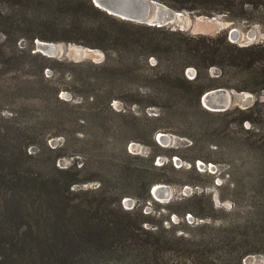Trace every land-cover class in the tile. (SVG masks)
Masks as SVG:
<instances>
[{"label":"trees","instance_id":"1","mask_svg":"<svg viewBox=\"0 0 264 264\" xmlns=\"http://www.w3.org/2000/svg\"><path fill=\"white\" fill-rule=\"evenodd\" d=\"M158 1L176 10L224 14L234 22L264 25V0ZM40 6L53 13L72 12L75 19L47 20L53 34L64 36L34 34L28 38L20 24L0 12L4 36L0 43V75L4 77L0 81V264H176V256L193 264H247L251 255H264V43L241 46L231 42L227 33L216 37L190 35L170 27L124 20L98 8L93 0H48ZM25 38L31 40L27 49L18 46ZM37 38L82 44L106 53L101 63L75 64L94 69L91 80L99 85L97 92L87 97L97 103L94 110L98 119L92 124L88 121L86 138L75 137L70 144V156L79 155L84 148L94 153L89 159L100 175L89 180L98 182L96 189L76 190L75 185L85 183L78 178V161L68 168L58 166L65 143L56 147L49 144L51 139L66 138L78 125L83 126L80 121L85 119L77 112L81 105L60 99L58 91L55 102L30 103L17 98L22 89L31 88V80L22 77L27 78L34 61L41 60L42 77L50 67V58L35 51L33 40ZM212 66H218L228 79L209 78L207 71ZM188 67L196 69L194 79L186 76ZM84 71L89 73L90 69ZM9 72L14 76H6ZM88 78L84 82H90ZM205 78L212 82L206 84ZM235 79L239 83H231ZM142 83L147 85L145 101L133 104L140 105L144 116L133 114V118L141 122V132L151 138L148 142L128 139L132 129L122 119L131 110H115L111 105L114 99L124 100L119 92ZM214 88L249 92L256 99L246 108L235 105L213 112L202 105L201 97ZM175 96L178 99L174 101ZM63 103L73 110H62L58 104ZM8 105L11 108L4 111ZM148 107H160L161 113L149 115ZM194 111L214 120L202 116L193 123L198 124L196 127L184 123L188 131L181 135L197 143L191 131L195 128L200 135L209 133L211 124L219 121L221 129L215 132L222 136L235 171L228 185L232 209L221 210L224 215L219 217L208 196L211 213H206L203 196L195 193L185 199L190 207L179 216L185 220L190 213L208 222H186L193 231L185 233L176 226L180 223L168 227L163 221L158 225L143 207L126 209L122 202L127 197L153 202V187L172 184L167 169L176 170L165 162L156 165L155 154L147 158L132 154L127 143L157 146L155 133L168 129L164 123L169 118L187 119L195 115ZM108 129L113 131L114 140H123L121 146L109 141ZM87 138L90 140L85 141ZM86 142L95 143L89 147ZM236 151L242 154L240 159L234 157ZM202 158L188 159L194 171L196 160ZM220 196L222 201L229 199ZM173 203L164 207L171 208ZM182 242L188 244L186 250L180 245L174 247Z\"/></svg>","mask_w":264,"mask_h":264},{"label":"rangeland","instance_id":"2","mask_svg":"<svg viewBox=\"0 0 264 264\" xmlns=\"http://www.w3.org/2000/svg\"><path fill=\"white\" fill-rule=\"evenodd\" d=\"M47 2L48 0H25L23 2H20L19 0H0V12L5 13L11 21H16V23L20 24L22 26V30L24 33L28 34V38L31 35L39 34V35H58V36H64V33L59 34H53L46 24L47 20L56 18L57 22L61 21H67L71 19H75V16L72 14V12L69 13H62L59 11L51 12L50 10H46L40 4L43 2ZM176 10V9H175ZM182 12V18L174 22L170 25H167L165 27H170L178 30H183L188 32L190 35H206L208 37H216L218 35L227 33L228 39L233 43H238V45L245 46L247 42H250L249 45L256 44V43H264V25L258 24V23H251L247 24L244 22H234L231 21L226 15L224 14H216V15H206V14H199L197 12L193 11H187V10H177ZM99 18V16L97 17ZM105 21V20H104ZM106 22V21H105ZM108 24H112L111 22H107ZM236 29L239 32V36H233L232 30ZM254 34L252 37L250 34ZM21 39L19 41L18 46L24 47L25 49L29 48L31 45V40L29 39ZM38 40H41L40 38L34 39V45H35V51H36V43ZM4 42V36L0 32V43ZM54 42L59 48L58 55L55 57H48L49 60V68H46L42 74L40 73V64L41 60H36L35 66H32L30 68V71L27 72V78L22 77L23 79H29L31 88H24L18 95V99L20 101H30V103H36L41 100L55 102V92L58 91V97L65 102H68L71 104H79L81 107L77 109V112H79V116L83 117L85 121H80V123H83V126H79L73 132L67 133L66 138L58 137L55 139H51L49 141V144L52 147L61 146L65 143V149L63 150V158L61 161L57 163L58 166L68 168L74 164V162L78 161V178L82 181H85V183H80L78 185H75V189H80L82 191L85 190H92L96 189L98 187V182L94 180H89L91 178H97L98 175H100L96 169L95 166L92 164V160L89 159V156L94 154L92 151L90 153L89 150H86L84 148L81 153L77 156H70L72 154V148L70 146L73 145V142L75 141V137H80L81 140L86 138L85 132L86 129L90 130L88 127V121L92 124L93 119H98V111L96 114V111L94 110L95 107H97V103H92L91 99L88 100L87 97L89 95L95 94L97 92L98 84L95 82H92V77H94L95 70L91 69L90 67H81L80 65H75L77 62L81 61H90L94 63H101L106 58V53L102 49L98 48H91L82 44L77 43H70V42H55V41H49ZM9 49L12 50L13 45L10 43ZM247 46V45H246ZM33 51V52H35ZM40 53V52H37ZM42 54V53H41ZM43 55V54H42ZM47 57V56H46ZM152 62H154V59H151ZM0 62V67H1ZM194 67H188L186 70V76L190 79H194L197 71L195 69L194 74L189 73V70ZM90 69L89 73H86L87 71L84 70ZM26 68H24L22 71L26 73ZM209 78H215L217 77H227L225 79H228V76L222 75V70L218 66H212L207 71ZM224 74V73H223ZM14 74H11V72L8 73V77H12ZM20 75V72L18 73ZM86 77L90 82H84V79ZM4 77L0 75V81ZM231 81V80H230ZM235 82L231 83H239L238 79L234 80ZM204 82L206 84L212 82L209 81L208 78L204 79ZM143 85H140V87H134L131 89H128L126 92H119L121 95V98L124 100L114 99L111 103L112 107L115 110H131L128 113V116L124 117L122 119L125 121L126 124L130 125L131 132L127 138L131 137H137L141 138V140L149 141L151 138L143 134L140 130V123L139 120L136 118H133L134 115L139 116L140 118L144 116L143 113H141L140 105L133 104V102L136 101H145L144 97V89L147 87L146 84L142 83ZM217 89V88H214ZM147 90V89H146ZM212 90V89H210ZM230 90V89H229ZM236 91L235 89H231ZM209 91V90H208ZM238 91L235 92V94ZM246 94L252 95V97L249 99V102L253 103L256 99V95L242 91ZM241 92H239L240 94ZM1 95V91H0ZM238 95V94H237ZM167 97V96H166ZM181 97V96H180ZM177 96L173 98L172 100H177ZM261 99L264 100V92L261 95ZM97 100L100 101V98H97ZM237 101V100H236ZM239 101V100H238ZM203 105V104H202ZM238 105L235 101H233L232 106ZM60 108L64 111L73 110V106H69L65 103L62 105L58 104ZM231 106V107H232ZM58 107V108H59ZM9 108H11V105L6 106L4 111H7ZM207 109V108H206ZM147 113L149 115H159L161 113L160 107H148ZM134 114V115H133ZM190 118L187 119H178V118H169L168 122L164 123V125H168V129L166 130H158L155 133L154 139H156L158 145H147L143 144L141 142L137 141H129L127 143V150L131 152L132 154H138L144 157H150L153 154L156 156V165H161L164 162L167 166H174L176 170H172L171 167H169L167 170V177L173 181L172 184H165L169 187L170 193H171V199L170 201H173L175 205H172L171 208L164 207L168 204V201L166 199H157L154 197L153 202H143L142 200H139L138 198L134 197H127L123 200L122 204L126 209H132L135 205L141 206L144 209V212L148 215H151V219L156 222L158 225L163 222L164 226L170 227L171 225L174 226V224H179L176 226H179V229H183L185 233L188 231L192 233L193 228L189 226L187 223H203L208 222V219L202 220L197 219L192 214L188 213L187 216H185V220H183L182 217L179 215H183L185 213V208H189L190 206L186 201L188 197L194 195L197 193L198 195L203 196V199L201 200L202 205L205 207L206 213H211V210L209 209V199L208 196L211 197L213 204L216 209L219 211L216 212V215L219 217H222L224 213L221 210H224L225 212H229L232 209V205L229 202L231 198L230 193V187L229 182L234 177L231 173H234L235 167L231 164H229L230 159L228 157V148L226 147V144L224 140L222 139V136H220L218 133L215 132L217 129V132L220 131L221 124L219 121H216L215 123L211 124L212 129H210L209 133L208 131L206 133H203L200 135L199 133L195 132V128L191 131V134H196L197 143L191 142L190 138H187L186 136H182L181 133L188 131V128L186 126L187 122H191L193 127L198 126V124H193L197 119H202V116H205L207 118V121H213L214 117H209L207 115L200 116L199 113L193 112ZM72 116V114H71ZM108 121L109 119H105ZM142 121V119H140ZM111 122V121H108ZM163 122V121H162ZM185 125V126H184ZM133 126V128H132ZM214 129V130H213ZM81 131V132H77ZM108 135L111 137L109 138V141H114L113 143L120 144L121 142L119 137H116V140H114V135L112 134L113 131L107 130ZM168 135V140L165 142L163 140L160 141L158 139V135ZM90 138H87L85 141H89ZM117 141V142H115ZM120 141V142H119ZM67 142V143H66ZM88 144V142H86ZM95 142H89V147H91L92 144ZM112 143V144H113ZM216 143H220L219 145H216ZM67 146V147H66ZM33 152L37 151V148L32 149ZM238 151L235 152L236 158L242 157L241 153L237 154ZM175 154V155H173ZM73 155V154H72ZM169 155H173L171 158H169ZM196 156L203 157L202 159H197L195 162L196 171H194V168L192 167V164L188 159L195 158ZM238 159V160H239ZM86 163V164H85ZM81 167V165H83ZM180 167H182L180 169ZM165 177V176H164ZM86 195V194H85ZM220 195H224L227 198H229L227 201H222L220 198ZM186 199V200H185ZM169 201V202H170ZM173 203V204H174ZM160 210V212H159ZM172 210L176 211L173 212ZM181 213V214H179ZM169 221H165V219H170ZM150 227V226H148ZM200 231V229H198ZM183 231L179 230V233L181 234ZM179 235V234H178ZM180 245L183 247V251L186 250L188 247L187 243H177L174 247H178ZM184 258H181L179 256H176L175 262L176 264H193L190 261H185ZM249 263L247 264H259L264 263V255H251L248 258Z\"/></svg>","mask_w":264,"mask_h":264},{"label":"water","instance_id":"3","mask_svg":"<svg viewBox=\"0 0 264 264\" xmlns=\"http://www.w3.org/2000/svg\"><path fill=\"white\" fill-rule=\"evenodd\" d=\"M93 2L98 8L111 15L150 26L163 27L170 25L179 21L183 14L158 0H93ZM232 35L236 37L239 36L238 30L233 29ZM250 35L252 37L254 34L252 33ZM249 44L250 42H247L245 46ZM59 51L58 46L54 44V42L38 40L36 43V52H40L48 57L57 56ZM194 72V68L189 70L191 74H194ZM235 92L236 91L227 88L212 89L206 91L202 95L201 101L205 108L213 112L229 109L233 101L243 108L250 105L249 99L252 95L244 92L240 94L237 92L235 94ZM158 139L166 142L168 140V135H158ZM152 195L157 199H166L168 202L172 197L169 187L165 184L155 185L152 189Z\"/></svg>","mask_w":264,"mask_h":264}]
</instances>
